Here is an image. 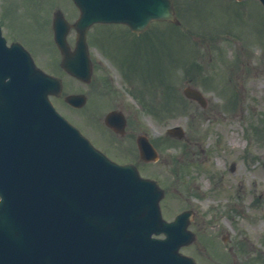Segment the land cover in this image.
I'll return each instance as SVG.
<instances>
[{"label": "water", "instance_id": "obj_1", "mask_svg": "<svg viewBox=\"0 0 264 264\" xmlns=\"http://www.w3.org/2000/svg\"><path fill=\"white\" fill-rule=\"evenodd\" d=\"M73 1L81 10L76 55L57 27L56 41L63 67L80 77H88V67L77 73L72 61L80 51L85 57L92 22L139 30L151 19L175 21L169 0H108L112 7L102 10L91 0ZM59 88L27 52L0 38V264H194L178 252L190 236L181 216L161 219L156 183L93 149L48 100Z\"/></svg>", "mask_w": 264, "mask_h": 264}, {"label": "rangeland", "instance_id": "obj_2", "mask_svg": "<svg viewBox=\"0 0 264 264\" xmlns=\"http://www.w3.org/2000/svg\"><path fill=\"white\" fill-rule=\"evenodd\" d=\"M175 2L178 13L183 17L181 28L191 25L194 28H190V32L202 35L205 29L204 37L209 43L197 36L191 43L194 34L189 35L187 30L164 22L157 23L165 29L168 26L173 28L172 40L163 44L162 41L160 44L136 45L132 65L135 62L137 70H143L138 75L139 79L150 75L168 81L171 73L173 78L180 69L174 67L175 60L189 59L196 54L203 66L202 69L200 64L202 70L199 74L186 76L185 64L178 77L170 83H174L180 93L186 85L202 90L208 103L202 109L195 101L188 102L186 108L177 102L175 109L157 117L147 110L140 111L136 98L122 90L125 84L117 75L113 83L121 90L119 100L124 102L132 125L137 126L136 132L146 129L150 136L158 138L165 134L168 126L181 124L186 128L182 139H170L158 146L160 156L157 161L138 162L140 171L158 179L166 189V197L162 199L166 219H171L183 206L195 204L196 216L189 228L199 238L195 244L194 241L183 246V252L198 256L199 264H264L259 255L262 252L264 256V31L261 40L264 12L254 0L243 4L234 0ZM194 3L195 6L187 12V19L184 12ZM228 28L227 38L236 44L224 39ZM211 33L215 36L224 33V37L214 43ZM111 42L105 43L107 47H116ZM49 53L55 54V50L39 53V61L45 69L62 75L59 66L50 62L55 56ZM94 53L101 56L108 66L109 60L102 56L100 47L95 48ZM65 82L69 90L82 89L67 76ZM222 83L230 84L236 97L232 112L224 110L230 103V90L221 86ZM109 95L114 94L111 92ZM144 97L150 100L149 94ZM162 99V94H159L153 100L156 104L164 103ZM61 112L74 121L81 118L86 124L94 121V127L99 124L87 112H80L79 117L68 108ZM82 127L90 132L85 125ZM112 153L116 158L123 157L121 153L115 154V150ZM232 162H235L233 171L230 169ZM203 237L206 243L200 241ZM223 237L226 241L222 240ZM240 239L242 244L238 251L243 253L246 250L248 255H237L233 259L226 249Z\"/></svg>", "mask_w": 264, "mask_h": 264}, {"label": "flooded vegetation", "instance_id": "obj_3", "mask_svg": "<svg viewBox=\"0 0 264 264\" xmlns=\"http://www.w3.org/2000/svg\"><path fill=\"white\" fill-rule=\"evenodd\" d=\"M60 8L58 0H0V25L7 41L20 42L30 50H41L52 43L53 32L51 29L52 16L54 11ZM72 12L74 9L69 7ZM66 13V12H65ZM66 18H69L66 13ZM97 33H88V43L94 45ZM70 45H74L75 30L70 29L67 34ZM96 64V63H95ZM100 68L96 65L93 70V81L89 84L88 107L92 110L104 109L102 103L103 91L100 97L94 95L95 90L102 89L103 75L100 74ZM108 107V106H107ZM106 107V108H107ZM112 108H119L113 106ZM130 137H132L130 135ZM103 140V136L100 135ZM134 138V137H133Z\"/></svg>", "mask_w": 264, "mask_h": 264}]
</instances>
